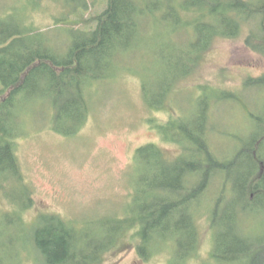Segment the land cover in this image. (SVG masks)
<instances>
[{"label": "rangeland", "instance_id": "374dc122", "mask_svg": "<svg viewBox=\"0 0 264 264\" xmlns=\"http://www.w3.org/2000/svg\"><path fill=\"white\" fill-rule=\"evenodd\" d=\"M143 1L149 5L147 0ZM107 2L87 0V7L76 10L66 0H0V21L4 27L14 30L26 15L25 22L32 27L50 30L45 38L64 56L70 41L68 22L84 23V19L103 12ZM158 4L155 11L146 13L139 31L130 36L127 50L109 71L117 74L94 87L91 113L80 132L65 135L51 129V100H27L21 96L10 111L8 125L14 124L16 132H24L15 139V147L21 171L18 179L28 188L18 182L11 166L0 169V264H45L36 260L32 227H24L18 221L15 209L25 207L22 220L27 225L35 223L39 214L52 213L72 220L79 230L96 234L95 229L103 228L102 220L135 207L137 193L143 197L155 195L159 191L156 184L163 178L176 181L175 176L170 179V175H163L153 161L135 159L139 147L154 143L159 144L170 165L171 160L181 155L180 150L191 145L182 131L178 141L168 140L157 124L163 127L171 119L176 126L199 120L203 124L211 122V136L216 138L212 141L216 145L214 151L224 158L264 128L253 119V116H264V85L246 81L264 75V56L246 44L247 36L258 27V20L248 23L237 37H216L196 67L193 59L185 58L183 62L191 68L186 74L187 70L177 66L174 59L197 41L196 8L188 10L181 5L174 8L171 0H160ZM173 13H179L180 21ZM207 37L205 42L209 44L210 31ZM144 86L153 103L160 102L164 95L167 104L151 108L145 101ZM218 89L233 92L237 99L224 98ZM170 127L166 132H173ZM248 168L254 166L239 165L232 172L237 171V178ZM221 175L220 183H214L206 193L211 201L202 199L197 206L201 254L191 264H250V261L264 260V249L258 255L246 252L248 246L253 248L250 244L264 246V196L257 204L248 206L241 218L242 233L250 236V239L245 236L244 241L241 230L229 220L236 217V214L230 216L231 211L244 207L241 199L244 189L236 182L233 191V177L228 173ZM222 186L229 191L220 189ZM216 198L224 199L220 204L222 215L213 224L211 211ZM131 234L122 236L100 264L178 263L176 246H170L164 236L152 245L154 254L146 261L137 253L138 241ZM240 253L247 256L228 260Z\"/></svg>", "mask_w": 264, "mask_h": 264}, {"label": "trees", "instance_id": "16d2710c", "mask_svg": "<svg viewBox=\"0 0 264 264\" xmlns=\"http://www.w3.org/2000/svg\"><path fill=\"white\" fill-rule=\"evenodd\" d=\"M159 1L147 0V6L143 0H108L103 12L91 16L90 19L83 18L84 23L68 22L67 33L70 41H67V53L64 56L59 55L56 47L45 38L46 32L50 30L32 27L30 23L25 22L26 15L20 20L21 25L18 24L14 30L4 27L0 21V131L3 135L0 142V169L11 166L18 182L26 187L22 179H18L21 171L15 147V139L24 132H16L14 124L8 125L10 111L21 96L27 100L34 98L52 101L49 107L52 116L50 127L54 132L65 135L80 132L91 113L94 87L117 74L112 75L109 71L113 69L118 57L127 50L130 36L141 28V20L146 13L158 8ZM171 1L174 8L181 5L189 10L195 6L197 12V20H194L199 31L197 41H193L188 50H181V54L174 59L177 66L182 65L184 70H187L186 74L191 72V68H187L188 65L183 62L185 58L193 59L196 67L216 37H237L248 23L255 20L259 22L258 27L247 36L246 44L251 50L264 56V0ZM66 2L76 10L83 9L88 4L87 0ZM174 16L180 21L179 13ZM206 18L209 21H206ZM185 21L190 25L189 20ZM208 31L212 37L209 44L205 42ZM246 81L252 85H264V75L255 80L248 78ZM206 88L208 86L202 89ZM221 90L219 94L224 98L237 99L233 92ZM143 92L147 94L145 101L151 108L167 104L164 102L167 97L163 100L164 95L156 104L148 96L146 86ZM4 114H7V117H4ZM206 118L207 116L205 120ZM253 119L264 126V116H253ZM157 126L168 140L173 142L178 141L181 131L184 132L191 145L185 146L183 151L180 150L181 155L171 160L170 165L167 164L165 153L159 144L154 143L139 147L135 152V159L139 162L153 161L155 166H160L163 175H170V179L175 176L176 181L163 178L156 184L159 191L155 195L143 197L142 193H137V205L124 214H115L112 218L102 220L103 228L95 229L96 234L89 230H79L72 220L52 213L39 214L35 223L27 225L22 220V210L25 207L15 209L14 212L19 215L18 221H21L24 227L31 226L33 229L38 263L43 261L45 264H100L105 254L117 245L120 238L127 232H132V238L138 241L137 253L142 259L147 261L151 258L154 254L152 245L164 236L170 246H176V252L179 253L177 264H191V261L201 254L197 218L200 211L198 212L197 206L203 202L200 201L202 199L211 201V196L209 198L206 193L214 183H220L222 173L233 177V191L237 186L236 182L244 189L241 197L244 207L236 211L237 213L231 211L230 216L236 214V217L229 220L241 230V233H238L244 241L250 239V236H244L239 223L247 213L246 208L257 204L261 196H264V128L252 136L249 142L246 141L230 156L224 158L214 151L216 145L212 141L216 138L211 136V122L203 124L202 120H199L189 125L184 123L176 126L171 119L165 126ZM167 127L173 132H166ZM246 164L254 168H248L236 178L237 171L232 170ZM169 171L171 174H167ZM220 189L228 190L224 186ZM27 196L31 202L32 197L28 192ZM223 199L216 198L214 201V209L211 211L214 216L213 224L217 222V217L222 215L220 204ZM250 246L253 248L249 249L248 246L246 250L249 254L252 251L257 255L263 252V244ZM240 254L229 259L221 258L231 261L247 256L245 253ZM257 261H250V264H264L262 259Z\"/></svg>", "mask_w": 264, "mask_h": 264}, {"label": "bare ground", "instance_id": "6f19581e", "mask_svg": "<svg viewBox=\"0 0 264 264\" xmlns=\"http://www.w3.org/2000/svg\"><path fill=\"white\" fill-rule=\"evenodd\" d=\"M231 214V213H230Z\"/></svg>", "mask_w": 264, "mask_h": 264}]
</instances>
